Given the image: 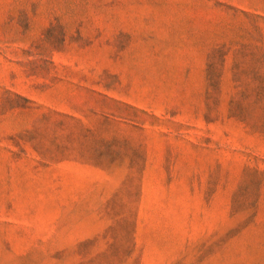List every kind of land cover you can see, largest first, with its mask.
<instances>
[{
	"label": "rangeland",
	"instance_id": "1",
	"mask_svg": "<svg viewBox=\"0 0 264 264\" xmlns=\"http://www.w3.org/2000/svg\"><path fill=\"white\" fill-rule=\"evenodd\" d=\"M0 264H264V0H0Z\"/></svg>",
	"mask_w": 264,
	"mask_h": 264
}]
</instances>
